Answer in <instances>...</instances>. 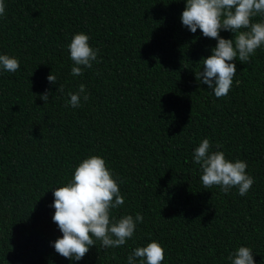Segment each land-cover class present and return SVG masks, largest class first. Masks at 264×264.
<instances>
[{
	"label": "trees",
	"instance_id": "1",
	"mask_svg": "<svg viewBox=\"0 0 264 264\" xmlns=\"http://www.w3.org/2000/svg\"><path fill=\"white\" fill-rule=\"evenodd\" d=\"M4 3L0 54L20 67H0V264H128L151 240L164 248L162 264H231L240 246L264 264V45L248 63L233 61L232 87L217 98L196 78L217 41L182 24L186 0ZM78 32L99 62L74 76L68 45ZM80 84L89 99L74 108L68 92ZM204 138L210 151L247 163L246 195L203 188L193 156ZM91 155L104 158L124 197L111 216L140 213L143 222L122 247L97 241L69 260L52 245L62 236L53 188Z\"/></svg>",
	"mask_w": 264,
	"mask_h": 264
},
{
	"label": "clouds",
	"instance_id": "2",
	"mask_svg": "<svg viewBox=\"0 0 264 264\" xmlns=\"http://www.w3.org/2000/svg\"><path fill=\"white\" fill-rule=\"evenodd\" d=\"M5 14L4 0H0V17ZM257 15L264 17V0H186L181 13L182 24L192 33L199 28L206 38L217 41L211 55L202 58L203 66L196 72V78L212 89L217 98L226 96L237 73L236 59L248 63L257 48L264 45V19L253 22ZM221 30L234 34L232 39L220 35ZM70 58L74 62L72 74L83 75V68H91L97 60L98 49L89 44V36L78 32L68 45ZM83 66V68L81 67ZM0 67L8 72H16L20 63L16 57L0 54ZM47 79L56 83L57 77L51 72ZM59 91L63 87L59 85ZM86 101L84 84L77 92H68L67 104L77 107L81 96ZM40 98L47 102L49 92ZM212 145L204 138L194 150V162L200 164V180L204 189L219 186L228 193L233 187L238 188L239 195L244 196L254 183V178L247 174V163L242 160L231 161L222 151H210ZM217 148L221 147L216 145ZM55 209L52 216L62 236L52 245L55 251L69 260H81L90 247L101 242V247L115 248L125 245L136 229L137 221L143 222V216L137 213L124 215L118 220L111 216V210L124 204L117 179L114 178L104 158L91 155L75 167L71 179L62 186L53 188ZM165 252L156 240H151L143 247H136L128 255V264H162ZM231 264H255L253 251L246 246L238 247L228 256Z\"/></svg>",
	"mask_w": 264,
	"mask_h": 264
}]
</instances>
